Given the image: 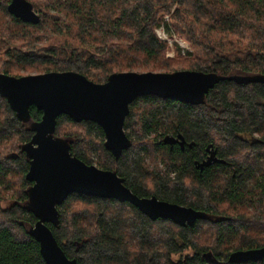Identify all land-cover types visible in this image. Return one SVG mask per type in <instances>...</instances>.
<instances>
[{
  "label": "trees",
  "instance_id": "16d2710c",
  "mask_svg": "<svg viewBox=\"0 0 264 264\" xmlns=\"http://www.w3.org/2000/svg\"><path fill=\"white\" fill-rule=\"evenodd\" d=\"M41 16L25 24L0 0V74L25 77L76 72L104 84L126 72L199 71L220 76L264 75V0H30ZM55 11L56 14L51 12ZM193 54L176 51L157 35L165 17ZM24 123L0 95V264H46L29 230L30 161L23 151L31 125L43 113L31 107ZM129 149L116 159L93 122L57 120L55 136L88 165L116 172L141 198L206 214L193 226L151 220L134 205L73 194L49 224L69 259L78 264H229L232 252L264 247V84L222 81L201 105L155 96L130 106ZM182 135L186 149L171 151L166 136ZM248 135L256 144L240 139ZM225 161L194 168L206 150ZM159 160L170 167L162 170ZM11 198V205L2 203ZM193 254L175 260L185 252ZM210 261V263H208ZM243 264H264L252 261Z\"/></svg>",
  "mask_w": 264,
  "mask_h": 264
},
{
  "label": "water",
  "instance_id": "95a60500",
  "mask_svg": "<svg viewBox=\"0 0 264 264\" xmlns=\"http://www.w3.org/2000/svg\"><path fill=\"white\" fill-rule=\"evenodd\" d=\"M8 12L25 24L38 25L41 16L28 0H11ZM222 81L241 84L263 83L264 75L220 76L199 71L126 72L114 74L104 84H98L76 72H51L25 77L0 74V95L24 123L30 122L31 107L43 113L40 122L31 125L34 136L23 151L30 161L26 180L33 185L28 190V207L37 218L29 230L38 242L46 264H78L69 259L49 224L58 226L59 207L73 194L128 202L151 220H171L182 227L193 226L206 214L191 207L159 200L156 196L141 198L125 185L116 172L88 165L70 151L67 140L56 137L57 120L68 116L74 122H93L105 134V147L119 159L130 148L125 131L131 104L141 97L155 96L191 105H201L210 90ZM182 135L166 136L164 145L185 146ZM208 150H211L208 148ZM225 163L213 151L198 167ZM264 259V247L232 252L229 264H243ZM210 262V261H209Z\"/></svg>",
  "mask_w": 264,
  "mask_h": 264
},
{
  "label": "rangeland",
  "instance_id": "374dc122",
  "mask_svg": "<svg viewBox=\"0 0 264 264\" xmlns=\"http://www.w3.org/2000/svg\"><path fill=\"white\" fill-rule=\"evenodd\" d=\"M28 1L31 2L30 0ZM32 4L34 5V3ZM51 13L56 14L55 11H52ZM156 33L163 42H166L168 44L169 50L166 54V58H174L176 51H179L184 56L185 55L187 56L188 54H193V50L191 46L189 45V43L178 38L177 35L173 32L171 25L169 23V17L166 16L164 18L163 24L159 28L156 29ZM159 72H164V71H159ZM137 73H140V72H137ZM32 75H35V74H32ZM159 165H160L159 167L162 170L164 171L166 170L167 172L169 171L170 167L169 166L167 167L166 166L167 164L161 162V160H159ZM10 205H11V198L6 199V201L2 203L3 208H8ZM190 254H193V252L192 251L185 252L184 254L180 256H175V260H178L180 258L185 259V257L190 256Z\"/></svg>",
  "mask_w": 264,
  "mask_h": 264
},
{
  "label": "flooded vegetation",
  "instance_id": "af4514ba",
  "mask_svg": "<svg viewBox=\"0 0 264 264\" xmlns=\"http://www.w3.org/2000/svg\"><path fill=\"white\" fill-rule=\"evenodd\" d=\"M176 136H177V135H176ZM240 139H241L242 141H244V142H247V143L251 144V145L257 143V138H255V137H250V136H248V135L241 136ZM185 144H187V143H185ZM165 146H167L171 151H173V150L176 149V148H180V149L183 150V151L186 149V147H182L180 144H175L173 147H171V146H169V145H165ZM185 146H186V145H185ZM212 152H213L212 149H211V150H208V149H207V150H206V154H205V156H204L201 160H194V162H193V163H194V168H195V170L199 173V175H202L203 172H205V170H207V169L213 167L214 165L221 164V163H214L212 166L204 167L203 169H200V168L198 167L199 163H202L203 161L207 160L208 157L211 155ZM217 158H219V157L217 156ZM208 263H210V262L208 261Z\"/></svg>",
  "mask_w": 264,
  "mask_h": 264
}]
</instances>
